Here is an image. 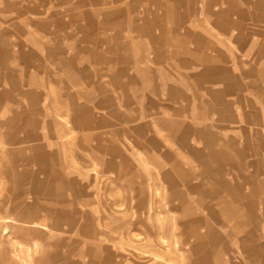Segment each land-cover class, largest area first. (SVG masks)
<instances>
[{
    "label": "rangeland",
    "instance_id": "374dc122",
    "mask_svg": "<svg viewBox=\"0 0 264 264\" xmlns=\"http://www.w3.org/2000/svg\"><path fill=\"white\" fill-rule=\"evenodd\" d=\"M0 264H264V0H0Z\"/></svg>",
    "mask_w": 264,
    "mask_h": 264
},
{
    "label": "crops",
    "instance_id": "0c3cea01",
    "mask_svg": "<svg viewBox=\"0 0 264 264\" xmlns=\"http://www.w3.org/2000/svg\"><path fill=\"white\" fill-rule=\"evenodd\" d=\"M210 93V91H208V94ZM214 91L212 92V93H210V95H209V97H207V99H205V97H204V99H205V102L209 105V108L211 109L212 107L214 108V110H216V103H218L217 102V100H216V96L214 95ZM232 103V101L230 100V101H228L227 99H225L224 100V103H222L223 105H225V107L227 106L228 107V105H230ZM227 118V119H229L230 118V120H231V117L228 115V116H226V114L224 115V118ZM244 117V116H243ZM216 149H214L213 150V153L215 154V156L217 155L218 156V158H220L221 157V159H222V157L224 156V155H226V153H224V152H222L220 149V151L218 150V152L219 153H217V151H215Z\"/></svg>",
    "mask_w": 264,
    "mask_h": 264
}]
</instances>
